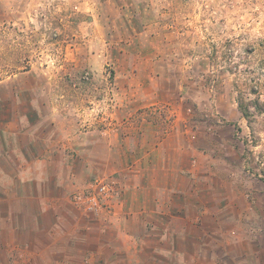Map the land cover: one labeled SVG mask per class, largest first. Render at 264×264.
Returning a JSON list of instances; mask_svg holds the SVG:
<instances>
[{
	"label": "crops",
	"instance_id": "0c3cea01",
	"mask_svg": "<svg viewBox=\"0 0 264 264\" xmlns=\"http://www.w3.org/2000/svg\"><path fill=\"white\" fill-rule=\"evenodd\" d=\"M129 5L105 34L125 90L103 95L87 130L46 110L48 94L0 111V264H226L249 253L236 193L221 174L201 176L213 160L194 142L177 56L160 55V38L175 42L141 32L140 2ZM108 177L119 183L109 212L91 218L71 204Z\"/></svg>",
	"mask_w": 264,
	"mask_h": 264
},
{
	"label": "rangeland",
	"instance_id": "374dc122",
	"mask_svg": "<svg viewBox=\"0 0 264 264\" xmlns=\"http://www.w3.org/2000/svg\"><path fill=\"white\" fill-rule=\"evenodd\" d=\"M138 2L141 32L175 42L160 38V55L177 56L194 142L213 160L201 176L221 174L242 206L234 223L249 253L222 262L264 264V0H0V111L25 104V93L48 94L35 97L87 130L103 95L125 90L105 34Z\"/></svg>",
	"mask_w": 264,
	"mask_h": 264
},
{
	"label": "built area",
	"instance_id": "2783aa9c",
	"mask_svg": "<svg viewBox=\"0 0 264 264\" xmlns=\"http://www.w3.org/2000/svg\"><path fill=\"white\" fill-rule=\"evenodd\" d=\"M118 182L112 178L94 179L83 192L71 196V204L87 216L97 217L102 212H109L114 204Z\"/></svg>",
	"mask_w": 264,
	"mask_h": 264
}]
</instances>
